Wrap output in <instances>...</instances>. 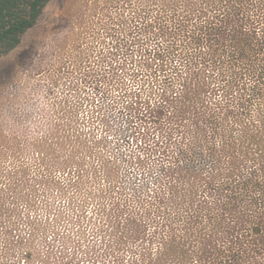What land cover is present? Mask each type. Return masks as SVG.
<instances>
[{
	"label": "rangeland",
	"instance_id": "obj_1",
	"mask_svg": "<svg viewBox=\"0 0 264 264\" xmlns=\"http://www.w3.org/2000/svg\"><path fill=\"white\" fill-rule=\"evenodd\" d=\"M139 4L53 0L0 60V264L139 257L146 185L155 187L145 171L163 153L153 138L169 130L140 121L129 95L142 80L129 75L146 72L121 52Z\"/></svg>",
	"mask_w": 264,
	"mask_h": 264
},
{
	"label": "trees",
	"instance_id": "obj_2",
	"mask_svg": "<svg viewBox=\"0 0 264 264\" xmlns=\"http://www.w3.org/2000/svg\"><path fill=\"white\" fill-rule=\"evenodd\" d=\"M52 1L0 0V60ZM138 8L121 52L146 72L129 75L142 76L129 95L140 121L169 130L153 138L163 153L145 171L155 187L146 185L134 228L143 246L128 264H264V0Z\"/></svg>",
	"mask_w": 264,
	"mask_h": 264
}]
</instances>
